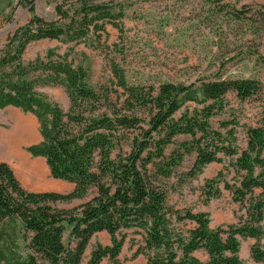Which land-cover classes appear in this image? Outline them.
<instances>
[{
    "label": "trees",
    "instance_id": "trees-1",
    "mask_svg": "<svg viewBox=\"0 0 264 264\" xmlns=\"http://www.w3.org/2000/svg\"><path fill=\"white\" fill-rule=\"evenodd\" d=\"M112 2L56 0L55 20L32 16L8 38L6 49L0 50V109L13 106L35 117L41 140L26 147L27 152L44 158L52 178L73 184L67 193L28 191L9 165L0 162V264H81L90 238L101 231L108 233L110 244L95 246L86 264H100L103 258L122 264L118 254L123 237L116 235L127 229L141 232L142 245L134 256L146 253V264H243L237 255V237H260L254 223L263 218L262 201L250 203L248 221L226 229L209 228L204 212L184 211L175 220H188L193 226L182 236L174 232L172 214L157 180L168 176L181 159L177 152L169 158L164 154L176 135L192 138L194 171L216 161L218 152L234 155L233 148L221 144L220 134L208 129L216 108L212 102L228 92L241 99L250 97L259 91V81L220 78L138 86L129 84L122 69L112 63L116 102L120 99L117 107L109 93L87 84L85 69L74 65L66 53L49 49L43 60L21 64L22 51L32 41L76 43L93 36L99 44L106 25L122 32L124 12ZM30 71L43 75L44 83L64 89L67 109L36 92L35 82L25 79ZM193 102L202 105L199 111L180 113ZM263 145L264 107L260 124L247 129L246 147L235 158L234 166L244 174L238 185H225L239 202L264 187ZM206 186L208 196L218 194L212 192L211 183ZM90 193L73 207L54 206ZM65 226H69L71 246L62 240ZM197 250L206 253V260L194 256ZM250 256L264 262V251L257 247L251 248Z\"/></svg>",
    "mask_w": 264,
    "mask_h": 264
},
{
    "label": "rangeland",
    "instance_id": "rangeland-1",
    "mask_svg": "<svg viewBox=\"0 0 264 264\" xmlns=\"http://www.w3.org/2000/svg\"><path fill=\"white\" fill-rule=\"evenodd\" d=\"M20 1L0 0L1 51L6 49L5 45L13 32L26 24L32 16L45 21L56 19V0ZM112 3L115 9L119 6L123 9L122 32L106 25V34H102L99 44L93 36L76 43L43 38L32 41L22 51L21 64L30 65L43 60L49 49L59 54L66 53L74 65L85 69L87 84L97 92L109 93L117 107H120V99L116 102L117 87L111 72L112 63L122 69L129 84L138 86L156 87L162 82L190 84L199 79L220 78H249L259 81V91L250 97L241 99L228 92L212 102L216 108L208 119V129L218 132L221 144L233 148L234 155L218 152L216 161L194 171L192 166L196 153L191 148L192 138L189 135H176L172 143L166 146L164 154L169 158L177 152L181 159L168 176H160L157 181L164 190L165 204L172 214L174 232L182 236L193 226V222L188 220H175L174 216L182 215L184 211L204 212L209 218V228L226 229L227 226L248 221L250 205L255 201H262L263 218L259 223H254L260 229V237L238 236L237 255L243 264H264L250 256L253 246L264 251V187L252 190L242 202L237 201L230 190L225 188V185H238L244 174L234 166L235 158L246 147L247 129L260 124L261 110L264 107V0H113ZM43 78L39 72L30 71L25 79L35 82L36 92L45 94L62 109H67L68 98L64 89L59 85L44 83ZM186 105L180 113L187 110L189 114H194L202 107L194 102ZM9 116L20 118L32 128V140L22 144L20 150L36 162L38 170L45 173L49 183L34 186V183L23 180L15 162L2 158L0 162L9 165L21 187L28 191L69 192L73 188L72 183L52 178L44 158L32 156L26 150V147L41 140L35 117L17 107L4 106L0 109L2 130L11 128L12 123L4 120ZM261 156L264 158V145ZM207 183H211L212 192L218 191L217 195H207ZM90 196L91 193L82 199L55 203L54 206L70 208L86 201ZM68 232L69 226H65L62 240L66 246H71ZM116 236L123 237L118 254L122 264H146V253L134 256L136 249L142 245L141 232L127 229ZM109 244L108 233L101 231L93 234L81 264H86L95 246ZM193 254L199 260L207 258L203 250H197ZM100 264L110 262L103 258Z\"/></svg>",
    "mask_w": 264,
    "mask_h": 264
},
{
    "label": "bare ground",
    "instance_id": "bare-ground-1",
    "mask_svg": "<svg viewBox=\"0 0 264 264\" xmlns=\"http://www.w3.org/2000/svg\"><path fill=\"white\" fill-rule=\"evenodd\" d=\"M4 120L12 123L9 130L0 128V158L15 162L16 168L26 182L43 185L49 183L46 181V175L38 170L36 162L20 150V146L30 142L34 136L32 128L26 125L16 116L6 117ZM8 122V123H9Z\"/></svg>",
    "mask_w": 264,
    "mask_h": 264
}]
</instances>
